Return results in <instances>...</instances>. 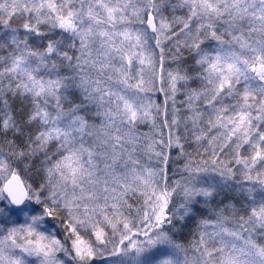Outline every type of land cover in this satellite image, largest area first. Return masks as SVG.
<instances>
[{
  "label": "snow or ice",
  "instance_id": "6c2138e0",
  "mask_svg": "<svg viewBox=\"0 0 264 264\" xmlns=\"http://www.w3.org/2000/svg\"><path fill=\"white\" fill-rule=\"evenodd\" d=\"M0 264H264V0H0Z\"/></svg>",
  "mask_w": 264,
  "mask_h": 264
}]
</instances>
